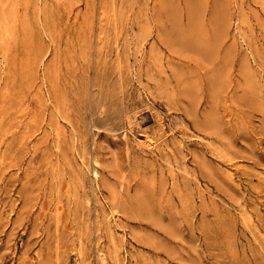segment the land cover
Masks as SVG:
<instances>
[{"label":"rangeland","instance_id":"obj_1","mask_svg":"<svg viewBox=\"0 0 264 264\" xmlns=\"http://www.w3.org/2000/svg\"><path fill=\"white\" fill-rule=\"evenodd\" d=\"M0 264H264V0H0Z\"/></svg>","mask_w":264,"mask_h":264},{"label":"bare ground","instance_id":"obj_2","mask_svg":"<svg viewBox=\"0 0 264 264\" xmlns=\"http://www.w3.org/2000/svg\"><path fill=\"white\" fill-rule=\"evenodd\" d=\"M148 112V111H147ZM143 122V121H142ZM154 144L149 143V146H153ZM98 175V174H97Z\"/></svg>","mask_w":264,"mask_h":264}]
</instances>
